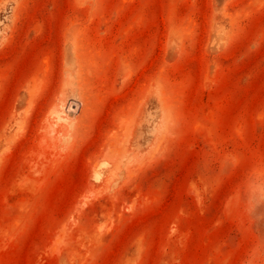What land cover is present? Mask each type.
<instances>
[{
    "label": "rangeland",
    "instance_id": "obj_1",
    "mask_svg": "<svg viewBox=\"0 0 264 264\" xmlns=\"http://www.w3.org/2000/svg\"><path fill=\"white\" fill-rule=\"evenodd\" d=\"M0 264H264V0H0Z\"/></svg>",
    "mask_w": 264,
    "mask_h": 264
}]
</instances>
